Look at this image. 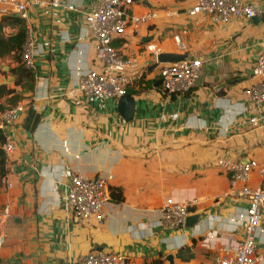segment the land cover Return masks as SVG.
Returning <instances> with one entry per match:
<instances>
[{
    "label": "crops",
    "instance_id": "0c3cea01",
    "mask_svg": "<svg viewBox=\"0 0 264 264\" xmlns=\"http://www.w3.org/2000/svg\"><path fill=\"white\" fill-rule=\"evenodd\" d=\"M34 1L26 24L34 48L32 81L16 88L10 73L16 65L11 58L0 60V86L22 97L9 132L16 151L8 158L7 177L14 187L9 193L0 189V209L9 205L11 213L0 225V261L82 264L91 252H109L137 264H214L224 245L243 239V229L233 231L230 219L249 206L232 191L218 160L255 162L250 184L264 188V126L244 123L254 110L246 90L258 83L252 69L264 23L256 17L224 26L188 20L183 13L197 0H134V14L157 11L159 18L139 34L128 31L115 40L120 54H139L153 43L162 54L185 55L203 66L191 92L167 97L161 64L152 55L140 59L129 71L137 80L125 97L133 99L128 114L120 100L69 94L84 73L102 71L87 20L99 1ZM243 2L258 7L257 17L264 12V0ZM174 12L179 15L170 17ZM183 30L182 52L174 36ZM9 99L0 98V104L11 107ZM76 175L110 178L111 193L122 194L121 202L112 196L104 223L78 219L66 208ZM169 199H195L189 217L198 216V224L158 226ZM210 233L217 236L204 247ZM257 252L264 253V235L258 236Z\"/></svg>",
    "mask_w": 264,
    "mask_h": 264
},
{
    "label": "built area",
    "instance_id": "2783aa9c",
    "mask_svg": "<svg viewBox=\"0 0 264 264\" xmlns=\"http://www.w3.org/2000/svg\"><path fill=\"white\" fill-rule=\"evenodd\" d=\"M96 12L87 15L88 22L93 26L95 39L96 60L102 65V71L95 70L84 73L76 89L69 94H80L84 98H97L100 100H121L127 96L128 88L137 77L129 74L131 69H137L140 59L152 55L155 60L161 55L159 45L146 43L139 54L131 53L128 56L120 54L115 48L114 41L124 37L128 31L139 34L141 29L154 23L159 18L157 11H147L134 14L132 6L134 0H98ZM34 0H0V18L14 16L29 21V10L34 6ZM53 6H58L53 3ZM188 20H208L212 24L225 25L230 20H252L260 14L256 5L246 4L243 0H197L196 3L183 13ZM179 13H169L170 17ZM187 30L174 36L176 47L186 51L187 46L182 39ZM261 52L252 69V75L258 83L246 90L251 104L252 115L244 122L252 129L264 126V41L260 44ZM34 48L27 30V41L23 47L22 61L29 70H34ZM203 63L199 60L185 59L178 62L161 64L159 77L163 95L172 97L184 95L195 87L200 78ZM21 107L10 108L0 114V129L6 134L3 146L7 159L16 151L10 130L14 126V118ZM64 150L68 146L64 143ZM9 163V159H8ZM217 166L230 177L232 191L248 201V208L237 217L231 218L233 231L243 229L241 241L227 243L221 248V256L214 264H261L264 262V253L257 252V239L264 235V188L251 186V178L257 165L253 161H233L230 158L218 160ZM264 175V170L261 171ZM110 178H86L76 175L72 179L70 193L65 206L74 216L81 220L95 219L104 223L108 219V207L112 203V193L109 187ZM13 183L7 175L1 180V189L9 193ZM196 200L177 201L169 199L161 209V219L158 226L177 230L185 226L190 216L191 207ZM11 217L10 206L0 209V225L7 224ZM217 236L210 233L203 240L204 247ZM5 237L0 235V247ZM0 264H9L0 261ZM82 264H137L127 257L109 252H91L82 260Z\"/></svg>",
    "mask_w": 264,
    "mask_h": 264
},
{
    "label": "trees",
    "instance_id": "16d2710c",
    "mask_svg": "<svg viewBox=\"0 0 264 264\" xmlns=\"http://www.w3.org/2000/svg\"><path fill=\"white\" fill-rule=\"evenodd\" d=\"M27 41L26 23L14 16H6L0 18V60L11 58L16 66L10 69L11 75L14 77L15 87H21L25 81H32V73L24 66L22 61L23 47ZM10 97L8 104L11 106L6 108L0 104V114L10 108H14L22 99L16 89H10L7 85L0 86V98ZM6 142V134L0 129V189L1 180L8 173V159L6 157L3 146ZM112 196L117 202L123 200L120 192H113Z\"/></svg>",
    "mask_w": 264,
    "mask_h": 264
},
{
    "label": "water",
    "instance_id": "95a60500",
    "mask_svg": "<svg viewBox=\"0 0 264 264\" xmlns=\"http://www.w3.org/2000/svg\"><path fill=\"white\" fill-rule=\"evenodd\" d=\"M255 22L262 21L264 23V12L260 15V17H256L254 19ZM187 59L185 55L180 54H161L157 58V62L159 64H166V63H173ZM160 84V83H159ZM120 105L126 109L128 114H132V106L133 99L131 98H123L120 100ZM249 162V161H244ZM199 217L198 216H191L187 219L185 226L188 228H194L198 224Z\"/></svg>",
    "mask_w": 264,
    "mask_h": 264
},
{
    "label": "rangeland",
    "instance_id": "374dc122",
    "mask_svg": "<svg viewBox=\"0 0 264 264\" xmlns=\"http://www.w3.org/2000/svg\"><path fill=\"white\" fill-rule=\"evenodd\" d=\"M10 61H11L13 64H15L14 61H13L12 59H10ZM15 65H16V64H15ZM8 66H10V65H8Z\"/></svg>",
    "mask_w": 264,
    "mask_h": 264
}]
</instances>
